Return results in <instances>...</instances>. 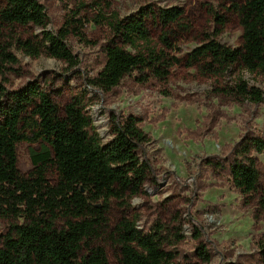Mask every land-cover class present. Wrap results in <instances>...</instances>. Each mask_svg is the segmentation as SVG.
I'll use <instances>...</instances> for the list:
<instances>
[{"label": "trees", "instance_id": "1", "mask_svg": "<svg viewBox=\"0 0 264 264\" xmlns=\"http://www.w3.org/2000/svg\"><path fill=\"white\" fill-rule=\"evenodd\" d=\"M218 1L237 17L241 45L221 43L217 39L221 30L208 34L188 54L186 64L218 77L232 68L264 73V0ZM212 13L224 28L227 17L214 9ZM184 19L185 10L176 6L127 17L100 12L94 21L107 25L111 36L103 48L104 66L88 79L89 85L111 92L130 75L140 81L148 80V75L168 78L172 67L182 62L170 54L178 51L170 32ZM83 22L72 16L54 32L40 0L0 2V38L11 35L27 55L45 54L69 69L78 67L80 60L68 39L71 34L84 38ZM150 22L166 29L161 46L153 39ZM28 26L40 31L16 35ZM18 63L9 46L0 44V71L5 74ZM221 91L236 101L264 102V92L241 77ZM112 135L103 142L81 95L62 108L38 80L16 90L0 80V219L9 223L0 234V264H179L174 263L178 252L171 247L183 239L176 227L156 223L144 231L138 218L127 214L132 199L154 178L145 151L149 134L140 118L128 115L114 117ZM24 142L31 145L33 168L28 173L19 168L18 149ZM254 153H264V140L243 136L233 147L228 169L232 186L248 199L260 192ZM261 201L264 204V198ZM115 210L124 212L117 220ZM196 254L203 262L211 261L202 244Z\"/></svg>", "mask_w": 264, "mask_h": 264}, {"label": "rangeland", "instance_id": "2", "mask_svg": "<svg viewBox=\"0 0 264 264\" xmlns=\"http://www.w3.org/2000/svg\"><path fill=\"white\" fill-rule=\"evenodd\" d=\"M40 1L46 7L51 31H59L72 16L84 21V38L71 34L68 39L80 64L69 69L64 62L45 54L31 57L14 45V37L5 35L0 44L9 46L19 63L5 74L0 71V80L12 90L38 80L62 108L73 96H83L86 111L104 143L113 138L114 117L134 115L141 119L142 128L151 138L145 151L154 178L142 194L132 199L127 214L137 217L144 231L156 223L178 229L183 239L171 246L178 252L174 263L264 264V153H254L261 183L253 199L232 186L228 172L233 147L243 136L264 140V102L255 105L243 99L236 101L221 91L241 77L264 92V73L232 68L218 77L186 64L188 54L201 45L203 38L220 30L217 39L221 43L239 47L242 28L237 17L226 12L218 0ZM174 6L185 10V19L170 32L178 47L177 53L170 54L182 62L172 67L168 78L148 75V80L140 81L130 75L111 92L89 85L88 79L104 66L103 48L111 36L107 25L94 21L100 12L127 17L149 8ZM213 9L227 17L224 28L215 20ZM149 24L154 41L159 43L166 29ZM39 31L28 26L19 28L16 35L27 37ZM30 147L24 142L18 149L19 168L24 173L33 168ZM50 180L55 181L53 174ZM123 214L114 211L116 220ZM8 226L0 219V234ZM201 244L208 249L211 261L203 262L196 254ZM109 254L112 258V251Z\"/></svg>", "mask_w": 264, "mask_h": 264}]
</instances>
